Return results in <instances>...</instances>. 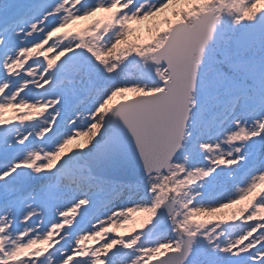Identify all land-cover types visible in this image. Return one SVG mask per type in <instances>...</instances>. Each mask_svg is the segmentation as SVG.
Wrapping results in <instances>:
<instances>
[{
	"label": "rangeland",
	"instance_id": "obj_1",
	"mask_svg": "<svg viewBox=\"0 0 264 264\" xmlns=\"http://www.w3.org/2000/svg\"><path fill=\"white\" fill-rule=\"evenodd\" d=\"M88 3L92 6L78 12L77 5L80 4V0H61V3L53 10L62 13L60 22L50 31L43 33L40 27L32 24L29 30L24 33L22 41L24 46L17 48L12 55L5 57L3 68L12 77H18L21 74L29 77L26 82H34L33 86L42 84L37 70L39 61L56 63L53 75L64 73L65 68L73 64L91 65L94 68L95 77L101 81L109 79L108 72L110 70L118 69L117 78H120L121 81H134V83L121 84V86L112 89L110 94L104 98L110 101L104 118L109 108L116 102L139 93H151L163 87V80L167 78L168 73L163 66L155 63L154 52L163 43L172 25L180 21L191 22L201 11L210 9L221 26L222 32L231 33L235 29L237 33L242 26L256 21L258 14L264 10V0H160L158 4L157 0H143V3L132 13L126 12L115 16L108 0H88ZM145 5H147L146 10L141 12ZM89 17L96 19L93 22L84 23ZM70 21H76L75 26L56 32L57 26H65V23H70ZM79 21V26H76ZM133 25L135 29L131 30L130 26ZM41 34L42 38L36 39ZM30 37L35 42L28 43ZM259 40L260 37H256L245 46L247 49L244 53L245 58L251 57L253 54L259 55ZM122 43L128 47L125 50L121 49L117 56L123 63L130 64L127 72L121 70L114 59V55ZM57 46H60L61 49L55 50ZM74 51L84 54L78 55L77 60L68 59V62L60 63L63 57L70 56ZM207 53L208 51L203 54L202 62ZM89 54L94 60L91 61L88 58ZM30 61H35V63L25 69V65ZM200 70L201 68L198 75ZM157 72L161 73L159 79L154 78ZM35 74L39 76L38 79L35 78ZM71 75L78 81L82 73L72 72ZM50 91L56 101V93L52 89ZM19 92L20 88L14 90L12 98L14 101ZM199 100L200 78H198L190 98L189 117L182 141L187 138L191 115ZM14 101L6 103V100H2L0 124L5 125L2 133H6L17 144L20 143L19 136L12 135L8 129V121L3 118L10 116L13 119L15 108L19 106L20 110H23L31 101L34 112L41 108L37 98L28 100L25 105L22 103L19 105V102ZM103 112L97 113L95 110L91 116L82 114V117L79 118L81 123L85 119L93 118H95V123L90 124L89 128L85 126L82 130H76L73 143L68 140V136H63L61 141L55 144L49 145L47 142L43 146L36 144L34 148H29L27 154H23L17 161H13L16 164L14 169L24 168L25 173L34 177H37L36 173H41L37 177L38 179L54 177L56 170L53 165L59 162L61 164V161L69 155H78L83 152L95 138L100 130V124L104 120V118L101 119ZM216 112L223 113V106L217 108ZM56 119V114L49 113L35 120L37 140L45 136L48 130L53 127ZM222 120L223 123H221ZM240 120L242 122L237 125L231 115H228L227 119H224L222 115L217 116L210 135L205 137L206 140L210 139L211 143L201 146L203 151L208 154L200 162L204 166H193L186 170L185 164H191L190 160L182 158L180 162H176L172 159L168 172H155L144 178L145 185L150 186L148 192L140 189L130 193L128 189H123L118 195L110 198L113 204L105 208L97 205L100 201L96 200L95 205L89 206V200L86 198L82 200V203H72L75 211L78 207L89 206L91 212L86 217L88 219L80 218V223H74L73 229L77 231L75 244L88 245L85 252L77 253L76 250L74 253L78 254L82 260L87 259L88 264H104L102 259L104 248L119 245L125 249L124 251H130L134 256L131 264H145L167 249L178 248L181 242V233H191L193 240L198 239L195 251L201 254L204 250L199 238L213 243L214 246L222 245L225 251L237 248L243 252L254 247L258 241L239 248L244 244V241L253 236L257 229L264 228V223H256L251 230L244 228V225L250 222L264 221V203H256L261 196H264V174L254 176L247 187L233 189V193L219 190L210 191L200 188L198 183L209 174L211 167L218 168L223 165L227 168L229 165H234L239 159V157H233V153L238 151L237 146H243L248 140L264 133V130L260 131L264 119L246 120L245 115L242 114ZM21 125L22 130V122ZM244 138L245 141H242ZM63 144L66 148L62 155L65 156L61 157V153L56 148ZM73 159H75V155H73ZM205 161L211 167L205 165ZM81 165L86 168L85 161H81ZM0 166H3L1 162ZM63 173L64 168L62 169ZM53 182L55 183V178ZM117 182L134 183V181L119 180ZM72 186L75 187V184ZM88 196L96 198L92 190H89ZM168 196L174 200L172 211V216L175 217L174 223L166 228L149 230L147 226L156 217L159 203ZM56 204L57 201L52 204L51 208ZM29 205H31V201L25 205L26 213H39L45 208L44 204H36L31 205L28 210ZM69 210L71 209H67V211ZM71 215L70 212L69 219L72 218ZM131 217L141 218V222L131 226L128 229L129 233L124 234V223ZM164 218L166 219V217ZM25 219L26 215L23 217V221ZM41 220L40 223L38 219H35L36 224L32 225L33 228L29 225L23 226V230L18 234H8V231H5V236L0 237V262L16 264L15 261L18 259L21 249L29 245L36 246L38 241L44 240L49 235L47 229L52 228L54 222L51 218L44 220L41 217ZM3 226L6 230L9 228L6 224ZM111 235L115 239H111ZM175 236L179 239L169 242V240L175 239ZM26 240H30L31 243L23 245L22 243ZM6 247L8 250H5ZM53 249L54 247H44L33 250L34 262L36 263L44 255L45 262L61 264L55 256H49ZM86 253L88 255L85 257ZM64 260L62 264H64Z\"/></svg>",
	"mask_w": 264,
	"mask_h": 264
},
{
	"label": "snow or ice",
	"instance_id": "obj_2",
	"mask_svg": "<svg viewBox=\"0 0 264 264\" xmlns=\"http://www.w3.org/2000/svg\"><path fill=\"white\" fill-rule=\"evenodd\" d=\"M159 2L160 0H157V4ZM60 3L61 0H0V83L8 84L5 95L11 94L20 87L22 82L29 79L22 74L18 77L7 74L3 68L5 57L24 46L22 43L24 33L32 24L40 27L42 33L55 27L60 22L62 13L53 10ZM142 3L143 0H133L125 11L132 13ZM91 6L88 0H80L77 11L82 12ZM146 8L147 5L141 9V12ZM39 38H42V34L36 39ZM245 39V34H237L235 29L231 33L221 32L202 62L199 72L200 100L191 115L187 138L181 142V147L177 149L173 157L176 162H180L182 158L190 160L191 164H185L186 170L193 166H204L200 162L208 154L201 146L211 143V140H206L205 137L210 135L218 115H222L224 119L231 115L237 125L242 122L240 120L242 114L245 115L246 120L264 119V17L261 18L258 56L253 54L245 58L244 53L247 51L244 47ZM31 42L35 40L30 37L28 43ZM83 54L74 51L70 56L63 57L60 63L64 64L68 62V59ZM88 58L91 61L94 60L90 54ZM34 63L35 61H30L25 65V69ZM72 72L82 73L78 81L72 77ZM117 75L118 69L110 70L109 79L101 81L95 77L94 68L80 64L67 66L62 74L53 75L51 71L45 73L47 80L45 87L56 93L57 107L54 111L58 115L53 127L39 140L29 135L20 146H17L6 133L0 134V156L6 161L16 160L19 153L30 145L43 146L46 142L49 145L55 144L60 136L70 135L73 130H82L88 124L95 123V118L85 119L81 123L77 114L86 111L91 116L112 89L121 84L134 83V81H121ZM41 91L43 89L37 90L34 86H27L21 96L34 100ZM85 97L91 100L90 104H87ZM85 104L87 106L82 107ZM221 105L224 112L217 113L216 109ZM65 128L66 132L62 131ZM237 148L238 151L233 153V157H239V159L227 168L223 165L218 168L211 167L205 161V165L211 167V171L198 182L200 188L233 193V189L247 187L254 176L264 174V133ZM133 153L139 157L131 134L108 116L104 118L99 132L83 152L78 155H69L61 161V166L64 167L62 176L66 182H62L60 176L55 177V183L53 176L38 179L41 173H36L37 177L30 176L23 171L24 168L9 171L11 163L0 166V215L10 218L8 234H18L23 230V226L30 224V221H23L26 215L25 205L28 201L38 200L43 204H53L56 201H62L65 204L75 203L78 193L83 192L84 198L89 200V206H93L96 201L88 196L89 190L92 189L96 190L93 193L94 196L105 199L118 195L123 189H128L130 193L140 189L148 192L150 186L145 185V176L134 183H118L107 171L109 166L121 159L129 158ZM88 158L97 161L98 165L103 163L106 167L97 171L88 164L85 168L81 165V161H87ZM140 162L142 163L141 160ZM6 172L8 174L4 175ZM73 184L75 187L72 186ZM256 203H264V196H261ZM89 206H85L79 213L81 219L91 214ZM30 208L31 205L28 210ZM161 209L157 210L156 217L147 226L149 230L165 226L164 213ZM75 223H80V220L78 219ZM256 223H264V221L250 222L245 224L244 228L251 230ZM65 232H69L70 239L71 230L65 229ZM176 239L179 238L175 236V239L169 242ZM253 241L258 243L247 251L241 252L237 248L225 251L222 245L214 246L213 243L199 238L204 250L201 254L195 251L198 239H194L185 254L181 256L179 264H264V228L257 229L253 236L244 241L239 248ZM5 250H8L7 247ZM124 250L119 245L111 248L102 257L104 264H131L134 256L130 251ZM71 252L72 246L69 245L68 239H65L49 253V256H55L56 260L62 264ZM45 259L37 260L36 264H45ZM72 264H88V260H73ZM156 264H162V262L158 261Z\"/></svg>",
	"mask_w": 264,
	"mask_h": 264
},
{
	"label": "water",
	"instance_id": "obj_3",
	"mask_svg": "<svg viewBox=\"0 0 264 264\" xmlns=\"http://www.w3.org/2000/svg\"><path fill=\"white\" fill-rule=\"evenodd\" d=\"M262 17L264 10L258 16L259 21L238 30L237 34H245L244 47L255 36H260ZM221 32L211 10L201 11L191 22L175 23L164 43L155 50V63L165 66L169 72V77L163 81V88L120 100L109 108L106 117L111 116L131 134L139 153V157L133 153L129 158L109 166L107 171L115 179L136 181L151 173L169 171L170 162L181 147L189 117L190 98L202 67V56L214 45ZM154 77L159 79L160 72ZM3 129L4 125H1L0 134ZM261 129H264V122ZM85 162L97 171L106 167L103 163L98 165L92 158ZM173 208L174 200L170 196L160 204L159 209L163 211L164 217L168 216L162 228L174 223L175 218L171 216ZM192 240V234L182 233L178 249L167 250L146 264H156L158 261L162 264H179Z\"/></svg>",
	"mask_w": 264,
	"mask_h": 264
},
{
	"label": "bare ground",
	"instance_id": "obj_4",
	"mask_svg": "<svg viewBox=\"0 0 264 264\" xmlns=\"http://www.w3.org/2000/svg\"><path fill=\"white\" fill-rule=\"evenodd\" d=\"M108 1L110 2L111 6H112V10H113L115 16H119V14H121V13H126L125 9H127L130 6L128 4L129 0H113V1L108 0ZM95 19H96L95 17H89L86 21H84V23L93 22V21H95ZM75 23H76V21L75 22L70 21V23H65V26H57L58 28L56 29V32L68 30L73 25L75 26ZM79 24H80V21L78 22V25H76V26H79ZM130 29L134 30L135 26L134 25L130 26ZM127 47L128 46L125 43H122L120 49L114 55V59L117 63L116 65L120 66L121 70H123V71L126 70V72L128 71L127 68H129L130 64L129 63H123L121 61V59L117 56V54L121 51V49L125 50V49H127ZM59 49H61L60 46L59 47L57 46L55 48V50H59ZM56 65H57L56 63H52V62H48V61H39V65H38L37 70H38L39 75L41 77V83L42 84L39 86H34V87L37 90L43 89V91L40 92V95L38 97H36L39 101L38 103L40 105L41 110H36V112H34L33 102L31 101L23 110H20L19 106H17L15 108V112L13 114V119L10 116H6V118H5V120L8 121V129L12 133V135L13 136H19L20 143H17V146H20L22 141L24 139H27L29 135L35 136V134H36L35 125H34L35 120H38V119L48 115L49 113H53V114L58 115L57 112L54 111V109H56V107H57V102L55 101L53 94L51 93L50 89L45 87V85L47 84V80L45 79V73L51 71L53 74ZM38 77L39 76L37 74H35V78L38 79ZM37 83H39V82H37ZM33 85H34V82H30V81L26 82L25 81L19 87L20 92H19V94H17V98H15V101L17 103L19 102V105L21 103H22V105H25L27 103V101L30 100L26 97H22L21 93L23 92L25 87L33 86ZM7 87H8L7 83H1L0 84V104L1 105H2L3 99L6 100V103H10L11 101H14L12 99L14 97V91L9 95H5V91H6ZM18 97H19V99H18ZM85 99L87 100V104L91 103L90 100L87 99L86 97H85ZM87 104H85L82 107H86ZM109 104H110V101L103 99V101L96 108L97 113L104 111L102 113L101 119L104 118L105 111H106ZM82 114H84L85 116L88 115V113L86 111L78 113L77 115L79 116V118H81ZM65 115H67V113H65ZM21 122L23 123V129L22 130H21V127H22ZM89 125L90 124H88L86 127L89 128ZM62 131L66 132V128L63 129ZM63 136H68L69 137L68 140L71 143H73L74 142V136H76V130H73L70 135L65 134V135L60 136L58 138L57 142L61 141V138ZM34 147L35 146L30 145L27 148H24L19 153V155L15 158L16 161L23 154H27L29 152V148H34ZM65 148H66L65 144H63L59 148H56L61 153V157L65 156V155L64 156L62 155ZM1 157L2 156H0L1 164L4 165L7 163H11V167L9 168V171H14L15 170L14 167L16 166V164L13 163V161H15V160H7L6 161L3 159V157L2 158ZM53 168L56 170L54 178L57 176H60L61 180H64L63 176H61V172H62V169L64 167H61L60 162L53 165ZM7 174H8L7 172L4 173V175H7ZM95 191H96L95 189H92L93 193ZM83 199H85L84 194L82 192H80L77 195L75 203H78V202L82 203ZM94 200H96L97 202L100 201V203H97V205L103 206L102 208L109 207L110 205L113 204L112 199H105L103 197H97L96 196V198ZM36 204H43V203L39 202L38 200L37 201H31L32 206H34ZM44 205H45V208L43 209L42 212H39V213H37V212L36 213H28L27 212L26 213V219L24 222L30 221V224H28V225L32 226L33 224H36L35 219H38V222L41 223L42 222L41 217L42 218L45 217L46 219L51 218L52 222H54V226H52V228L50 227L47 229L49 235L46 238H44V240L38 241L36 246L29 245V246H25L23 249H21L19 256H18V259L16 260V258H15V260H16L15 263L16 264H29V262H31V264H36L34 262V256L32 255L33 250L41 249L44 247H54L55 248L58 244L62 243L65 239H68L69 245L72 246V252L70 255H68L65 258L64 264H72L73 260H82V259H80L78 254L74 253L76 250L78 251L77 253H80L81 251L85 252L86 248L88 247V245L75 244V240L77 239V234H76L77 231H75L73 229L74 228L73 226H74V223L76 222V220L80 219V217H79L80 212L78 210L75 211V207L73 206L72 203L65 204L62 201H57V204L53 208H51L52 204H44ZM67 209H71L72 211L71 210L67 211ZM70 212L72 213L71 219L68 218V214ZM85 219H88V218H85ZM137 222H141V218L131 217L128 220H126L124 223V225H125L124 232L125 233L124 232L123 233L124 234L129 233L128 229L131 226H135ZM9 223H10L9 217L0 215V229L2 227L5 228V226H3L4 224H6V226H9ZM33 227L34 226H32V228ZM65 229L71 230V238L70 239H69L70 234H69V232H65ZM7 231H8V229H7ZM62 233H63V235H62ZM5 234H6V232L4 231L3 234H0V237L2 238L3 236H5ZM125 236H127V235H125ZM125 236H123V237H125ZM111 239H115V237L113 235H111ZM24 243H31V242H30V240H26L22 244L24 245ZM111 248H113V247L106 246L104 248L103 256ZM87 255L88 254L86 253L84 256L86 257ZM3 264H5V263L3 262ZM45 264H49V263L45 262Z\"/></svg>",
	"mask_w": 264,
	"mask_h": 264
},
{
	"label": "flooded vegetation",
	"instance_id": "obj_5",
	"mask_svg": "<svg viewBox=\"0 0 264 264\" xmlns=\"http://www.w3.org/2000/svg\"><path fill=\"white\" fill-rule=\"evenodd\" d=\"M242 141H245V138H244V139H242Z\"/></svg>",
	"mask_w": 264,
	"mask_h": 264
}]
</instances>
